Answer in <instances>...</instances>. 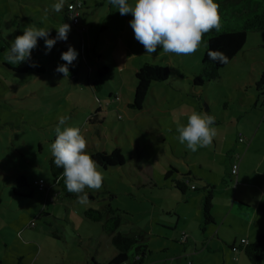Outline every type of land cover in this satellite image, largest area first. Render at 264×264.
Here are the masks:
<instances>
[{
  "label": "rangeland",
  "instance_id": "1",
  "mask_svg": "<svg viewBox=\"0 0 264 264\" xmlns=\"http://www.w3.org/2000/svg\"><path fill=\"white\" fill-rule=\"evenodd\" d=\"M81 1L77 28L86 30L80 34L71 23L64 22L63 10H51L57 0H0V264H89L92 256L107 264L117 249L102 229L103 220L88 219L84 211L89 207L102 210L108 203L122 212L119 232L136 229L146 232L149 252L144 264H169L174 256L182 258V264H195L193 249L191 255L183 257L181 244L157 235L161 226H155L156 223L173 228L176 216L187 211L179 199L182 192L172 182L177 175L165 178V172L170 164H175L172 161H184L187 154L194 172L205 174L212 184L213 180L219 181L224 171L223 183L233 187L234 181L227 177L231 163L226 154L222 156L219 143L215 152L206 147L192 152L179 142L176 129L179 124L186 125L193 112L208 109L206 112L215 119L226 117L233 123L240 115L238 128L215 126L217 135L228 134L230 130L236 139L239 133L246 139V132H254L264 112L260 104L259 108L249 109L252 103H246L252 99L251 94L253 97L259 93L255 84L264 70V29L247 32L241 50L219 69V78L195 86L191 79L201 70L203 43L191 55L164 53L161 48L153 55L145 54L130 26L131 13L120 15L108 0ZM135 2L129 0L130 4ZM63 23L71 26L68 38L57 41L50 52L45 54L44 40H38L30 60L36 67L16 72L17 64L6 60L15 36L22 35L28 25L49 29L50 37L54 38L56 28ZM103 24L108 26L107 31L101 29ZM69 46L77 51L78 57L64 77L56 68L65 63L61 54ZM127 57H133L130 64L138 68L145 62H154L168 69L165 81L151 82L140 110L128 106L133 100L136 79L130 70L122 69L129 60ZM96 62L99 68L105 65L111 71L103 78L96 71L90 76ZM119 70H123L122 79ZM97 79L100 89L92 86ZM109 92L118 95L115 106H109L112 103ZM99 100L110 104L105 106V119L99 116L98 123L92 125L87 117L95 113ZM61 115L70 117L68 126L82 128L90 155L98 150L119 148L125 158L123 165L102 167V187L86 188L85 192L92 197L84 205L77 202V195L62 196L49 167L51 144ZM20 176L25 178L23 185L16 181ZM40 178L45 182L42 190L33 184ZM192 182L197 189H187L185 196L205 192L201 180L193 178ZM239 207L241 211L230 213L237 225L229 230L233 236L245 229L241 223L248 216L247 207ZM183 222L190 241L192 231L199 236L200 250L205 226L201 218L190 215ZM227 254L225 264H250L243 253L227 248ZM223 257V252L218 251L198 259L200 264H221ZM166 258L169 259L164 262Z\"/></svg>",
  "mask_w": 264,
  "mask_h": 264
},
{
  "label": "clouds",
  "instance_id": "2",
  "mask_svg": "<svg viewBox=\"0 0 264 264\" xmlns=\"http://www.w3.org/2000/svg\"><path fill=\"white\" fill-rule=\"evenodd\" d=\"M118 9L120 15L132 14L130 26L136 40L145 49V54L153 55L161 48L164 53L176 55L194 54L201 46L205 34L223 28L219 12L220 5L215 0H136L130 4L129 0H108ZM65 0H57L51 10L61 12ZM72 8V5H69ZM47 11V10H46ZM75 16H70L73 19ZM57 29V35L50 37L46 28H38L34 24L28 25L22 35L15 36L10 49L6 53V60L11 64H20L30 61L32 51L37 48L38 40L43 39L46 53L50 52L57 41H66L71 26L63 23ZM204 47L208 48L207 42ZM209 60L218 63H227L228 57L220 50H209ZM78 53L69 46L61 54L65 63L59 65L56 71L64 77L69 75V66L77 59ZM36 67L35 63L31 64ZM68 116L61 115L55 128L56 138L51 144L53 163L62 168V179L66 189L77 195L79 204L88 203L85 189L99 190L102 187L104 174L100 163L86 151L87 140L79 126H68ZM63 128V130H62ZM178 140L186 148L195 152L198 147H208L217 135L215 116L206 111L193 112L187 124L177 126Z\"/></svg>",
  "mask_w": 264,
  "mask_h": 264
},
{
  "label": "crops",
  "instance_id": "3",
  "mask_svg": "<svg viewBox=\"0 0 264 264\" xmlns=\"http://www.w3.org/2000/svg\"><path fill=\"white\" fill-rule=\"evenodd\" d=\"M75 28L79 32V27L78 28L75 27ZM101 29L107 31V29L109 28L108 26L103 24ZM84 30L86 29L84 28ZM127 59L129 60L128 62L126 61L124 62L122 69L130 70L134 75L138 67H136L132 63L130 64L133 57H127ZM98 68H99V64L98 62H96L94 66L91 67L90 76H92V73L94 71L97 72ZM123 70H119L121 79L123 78V74H122ZM110 71L111 70L109 69V72ZM125 77H127V75ZM94 82H92V86L94 89H96L94 86ZM120 82L122 83V81ZM113 94H114L113 92H109L108 97L110 98L111 95ZM244 98L246 97L244 96ZM249 98H252L248 103H246V104L252 103L251 104L252 106L250 105L249 109L253 107L256 108L258 107V104H260L264 112V90L261 93L259 92V93L254 94L253 97L251 94ZM111 100H112V103L109 106H111L112 104L115 106L117 102L112 98ZM96 108H98V105ZM96 108H95V111H97ZM105 108L106 107H99L98 113L100 114L98 113L91 114L94 116V119H93L94 123H92V125L95 123H98L99 116H102L101 120L105 119V114H103V113H107V110ZM205 111H208V109ZM90 116H88L87 119ZM239 116L240 115H237L235 117L236 119L235 123H233L231 119H226V117L223 118L225 120L215 119V126H220V128L222 126L223 129L229 128V127L238 128L240 126V120H238ZM262 118L264 120V113H263ZM263 120L258 123L256 122L255 130L253 133L251 132V130L249 132L245 131L247 133V137H246L247 140L243 138V142L238 141L235 137L236 134L234 135L231 134V131L229 130L228 134L223 132L221 135H216L213 139L212 144L206 147L208 151L212 150L215 152V150L217 149V143H219L222 156L224 157L226 154V156H228L229 158L230 163L234 161L236 155L239 156V165H238L237 174L233 176L230 173V176H227L229 178V181L233 179L234 181L233 187L227 182L223 183V181H226V179L224 178L226 171H224L221 174L218 182H214L213 180V184L211 180L205 176V174H198L197 172H194L193 164L190 159L191 157H188L187 154L184 155V159H185L184 161L178 160V159L176 161H172L175 164H170L169 168L166 170L168 171L171 165H174V167L176 168L175 170L176 171L175 174L177 175L176 179H180V180H181V177L183 176L182 173H188L187 179L189 181L187 183V187H188L187 189L189 191H192L190 188V185H192L193 183L192 182L193 178H195V180L198 182H200L201 180L203 184L202 186H205L206 188L204 193L197 194L192 197H188V195L185 196L184 194L185 192L182 193V195H180L179 199L185 204V207L183 208H187V211L183 216L180 214L176 216L177 219H175L173 228H170L168 224H160V223L155 224V226H158V227L161 226L159 231L157 230L158 237H161L171 242L176 241L178 245L179 244L182 245V254L180 255H182L183 257L189 254L191 255V250L193 249L192 255H193L195 264H200V261L198 259L199 256L208 255V254L215 253L218 251L223 252L224 260L223 262H221V264H225V256L228 255L227 248L234 250V252H240V254L241 253L244 254L242 247L246 244L242 243L241 240L245 239L247 243H252L257 239L259 235L264 234V132L263 134H260L264 130ZM214 174H216V172ZM172 175L170 177H173ZM210 186H212V189H211L212 190V205H211L210 212L213 217V223H210L203 227L204 232L201 236L202 238L201 246L202 247L200 250H198L197 247H198V243L200 242L199 241L200 238H198L199 236H196L194 231H192L193 232L192 241L188 239L187 234H186L187 235L186 240L184 242L180 241L181 233L184 232L183 227H186V224H184L183 219L191 215L192 217H196L198 219L201 218V222L203 224L202 201H203V198L206 192L210 189ZM195 187L197 188V186ZM238 205L239 206L243 205L247 207L248 216L247 218L242 220V223H241L242 226H245V229L240 230V233L238 235L236 234L235 236H233L234 234L231 235L229 230H232L233 227L234 226L236 227L237 225L235 222L236 218L230 215V213L232 210L241 211ZM190 226L191 225L188 224L187 228L190 229ZM164 229L172 230L171 231L172 233L168 234ZM177 229H179V231H177L176 233ZM174 232L176 233V236H174L175 235ZM172 237H174L175 240H172L171 239ZM205 241L207 242L209 241V244L206 245ZM192 245H193V248H192ZM166 250L168 251L167 248ZM196 252H199V253L193 254ZM177 258L178 256H174L173 258H171V260H174V261H169V264H182L181 262L182 258L181 259L180 258L177 259ZM167 259L169 258H166L164 262H167Z\"/></svg>",
  "mask_w": 264,
  "mask_h": 264
},
{
  "label": "trees",
  "instance_id": "4",
  "mask_svg": "<svg viewBox=\"0 0 264 264\" xmlns=\"http://www.w3.org/2000/svg\"><path fill=\"white\" fill-rule=\"evenodd\" d=\"M73 0L68 1L63 7L64 22L71 23L69 19L67 4ZM220 5L219 12L222 18L223 28L220 32L215 30L207 33L203 37L204 42H207L209 47L203 51L201 59L200 72L194 75L191 83L195 86H201L211 80L219 78V69L226 65L236 54L241 50L245 41L247 32L264 29V0H215ZM72 24V23H71ZM74 26V25H73ZM81 34V33H80ZM220 50L228 57L227 63H218L208 59L207 52L209 50ZM30 61L17 64L14 68L16 72H25L31 68ZM39 68V70H41ZM109 69L102 66L97 69L99 78H103ZM136 84L133 93V100L129 104L130 107L140 110L143 107L145 98L147 96L151 82L165 81L168 78V69L165 66L154 62L143 63L134 73ZM96 89H100L101 85L98 79L94 82ZM256 89L261 93L264 90V70L260 73L259 79L255 84ZM117 94L110 97L115 101L118 100ZM100 104L95 114L99 112V107H105L110 104V101ZM103 104V105H102ZM91 115L87 120L94 123V116ZM92 158L100 163L102 167L120 166L125 162L124 155L119 148H113L111 151L99 150L91 154ZM53 161V157L49 159V167L53 176L54 183L60 188L62 196L68 198L76 194L67 191L64 181L62 179V168H57ZM176 168L171 165L170 169L165 172V178H168L175 173ZM183 179L172 180L173 185L182 193L187 190L188 173H182ZM185 176V177H184ZM17 183L23 185L26 183L25 178L20 176L17 178ZM193 188L191 190H196ZM206 189V188H205ZM212 186L206 192L202 201V219L203 225L213 223L211 215L212 205ZM88 197H92L88 194ZM1 202V199H0ZM85 216L93 221H101L102 229L107 232L113 245L117 249V253L112 260L107 264H144V258L148 254L147 234L141 229H136L127 233L119 232L118 228L123 223L122 212L119 208L112 207L109 203L100 210L89 207L84 211ZM242 250L247 257L250 264H264V234H261L252 243H247L242 247ZM89 264H103L91 257Z\"/></svg>",
  "mask_w": 264,
  "mask_h": 264
},
{
  "label": "built area",
  "instance_id": "5",
  "mask_svg": "<svg viewBox=\"0 0 264 264\" xmlns=\"http://www.w3.org/2000/svg\"><path fill=\"white\" fill-rule=\"evenodd\" d=\"M69 5H72L71 9L69 8ZM82 6H83V2L81 0H73L67 4V10H68L69 17L75 16L73 19H71V23L75 27H77V25H78L80 9L82 8ZM83 30H84V27L80 28L79 33H82ZM117 98H118V96H117ZM237 140L240 142H243V137L240 133L238 134ZM238 165H239V156L236 155L234 161L231 163V168H230L231 175L234 176L237 174ZM33 184H34V186H37L39 190H42L44 188L45 182L43 179L40 178L38 180H34ZM190 188L193 189V188H195V186L192 184V185H190ZM186 237H187L186 233L182 232L181 236H180V241L184 242L186 240ZM241 242L247 244V241L245 239H242Z\"/></svg>",
  "mask_w": 264,
  "mask_h": 264
}]
</instances>
